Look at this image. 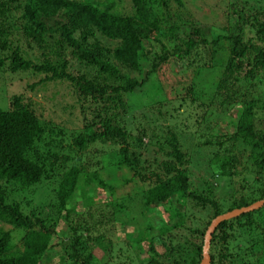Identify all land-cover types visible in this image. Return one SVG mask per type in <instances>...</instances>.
Returning a JSON list of instances; mask_svg holds the SVG:
<instances>
[{
	"label": "trees",
	"instance_id": "trees-1",
	"mask_svg": "<svg viewBox=\"0 0 264 264\" xmlns=\"http://www.w3.org/2000/svg\"><path fill=\"white\" fill-rule=\"evenodd\" d=\"M258 3L249 19L245 9L230 3L220 12L221 20L211 0H0V72L29 70L43 74L36 83L67 82L79 105L76 125L75 117L61 118L72 114V103L56 102L45 117L19 95L0 108V264H42L55 247L64 264H106L92 246L105 242L111 247L110 217L97 195L109 196L113 187L98 171H88L89 162H81L95 142L110 145L105 165L112 172H129L125 185L145 184L141 215L151 208L164 212L163 203L169 207L170 220L137 230L126 244V261L117 264H198L210 220L264 196V129L255 124L264 98L250 92L252 81L264 77V4ZM163 66H178L180 74L207 72L209 106L216 101L237 107L227 118L231 134L199 144L213 149L206 163L214 185L204 179L200 188L191 187L188 156L174 129L157 126L147 133L131 127L136 107L171 101L158 81ZM175 91L169 95L181 102L196 99L191 85L180 84ZM165 113L157 108L158 115ZM246 175L252 179L245 187ZM50 180L56 187L46 209L18 196ZM215 180L235 189L225 210L213 195ZM75 191H80V211L71 204ZM172 198L176 205H169ZM103 205L112 212L124 208L116 202ZM187 218L188 236L181 240L173 232ZM60 220L65 231L58 233ZM141 241L146 242V261L135 248ZM207 253L209 264H264V204L219 222Z\"/></svg>",
	"mask_w": 264,
	"mask_h": 264
},
{
	"label": "rangeland",
	"instance_id": "rangeland-1",
	"mask_svg": "<svg viewBox=\"0 0 264 264\" xmlns=\"http://www.w3.org/2000/svg\"><path fill=\"white\" fill-rule=\"evenodd\" d=\"M216 11H218L219 18L223 20L222 13L224 7L232 3V8H243L244 16H248L253 12V9L257 8L258 2L264 4L263 0H211ZM16 14L14 15V17ZM235 16H231L230 20H234ZM16 20V19H15ZM17 21V20H16ZM19 21V20H18ZM219 19H215L214 23L216 26L219 24ZM221 23V22H220ZM18 25V23H16ZM14 33V31H12ZM32 52V51H31ZM36 53V52H33ZM217 70L213 73V77H217ZM178 71V66H163L158 72V81L162 86V93L167 98L171 99L167 104L149 103L148 105H141L136 107L132 111L131 117V127L144 130L149 133L150 129L154 132L157 130V126L168 125L169 128L174 129L179 137L182 149L186 152L188 156V169L191 174V187L197 189L203 186V180L208 179L214 185V181L209 177L207 173V163L206 156L208 152L213 149H205L199 144L205 139L223 138L224 135L231 134L234 129L231 123L228 122V117H233L237 107L233 104L231 105H218V102H214L212 106H209V100L211 96L210 90L205 86L209 82L210 77L208 73L201 74L199 76L193 75L191 69L186 73L180 74ZM262 76V75H261ZM43 74L33 73L29 70L11 73L8 71L0 72V108L5 109L8 105L9 99L14 95H19L21 101L28 103L35 112V114H42L44 117L48 114L51 116V111L55 108L54 104L56 102H61L63 104L71 105L75 104L77 99L76 93L69 87L67 82L62 84L56 83L54 81H48L45 83H36ZM258 81V78H256ZM261 82L252 81L254 86L250 88V92L255 97L264 98V77L261 78ZM180 84L192 86V89L196 92L195 101L191 102L188 98L181 102L179 96L174 97V95H169V92H176L175 88L178 89ZM260 84V85H259ZM169 91V92H168ZM82 100L81 97H79ZM80 102V101H79ZM233 102H237L235 99ZM53 104V106H51ZM78 104L74 106L71 110V115L68 116L67 113L61 114V118H74L73 124L76 125L79 120L76 118L79 114ZM157 108L161 111L166 109L164 117L157 114ZM54 114V113H53ZM258 116V117H257ZM257 118V119H256ZM255 118V124L261 129H264V111L257 112ZM126 122V121H125ZM65 124V123H64ZM67 126H70L67 123ZM72 126V125H71ZM146 136L143 137L142 142H146ZM102 148L104 151L100 154L98 151ZM97 149V150H96ZM236 149V148H235ZM247 150V149H245ZM110 152V145L103 144L100 146L98 142H95L92 147H89L85 158L81 162H89L87 169L88 171L96 170L98 171L99 177L103 179L106 183L113 187V192L109 196H105L101 191L98 193V203L102 211L106 216L110 217V229L108 225L105 224L108 230V236L111 238V247L106 248L105 242L99 243V245L92 246V252L96 258L101 260H106V264H117L122 261H126L123 257L124 254L130 252L129 247L126 245L132 236H135L136 231L143 228L146 223L150 226L156 227L158 224L170 220L167 218L166 210L169 209L167 204L163 203L165 211L160 212L159 210L150 209L141 215V193L140 190L144 188L145 184L133 183L125 185L123 179L129 177V172L124 169L115 170L112 172L113 167L106 166L105 164L109 162L110 158L106 155ZM103 166H105L103 168ZM247 182L243 185L246 187L251 182V177L246 175ZM54 180H50L49 183H40L42 186L30 187L27 190L18 193L20 198H26L28 204L42 206L46 209V205L49 203L51 197L52 188L56 187ZM216 187L213 188V195L218 198L221 203L222 209L225 210L226 199L235 189L227 186L223 180H215ZM45 184V185H44ZM48 187V189H45ZM50 187V188H49ZM238 187V184L235 185ZM49 189L50 196H49ZM224 193V196H223ZM80 191H75L74 196L71 200V204L80 211L81 207ZM175 198H172L168 203L174 204ZM105 202H116L124 206L120 211L112 212L109 206H104ZM187 205L189 201L186 202ZM176 205V203L174 204ZM168 207V208H167ZM163 210V208H159ZM49 211V208H47ZM194 215L197 212L191 209ZM104 214V216H105ZM102 216V221L106 223L105 217ZM190 218L185 219L184 223L178 229H174L173 234L181 236H188V227L190 225ZM3 226V224L1 225ZM4 228H6L4 226ZM56 232L60 233L65 231V224L62 220L57 223L55 228ZM104 231V230H103ZM150 231H154L153 228ZM95 235V232H94ZM130 236L125 237L124 236ZM132 235V236H131ZM179 237V236H178ZM127 240V241H126ZM138 255L142 260H147L146 242L141 241L140 244L135 246ZM154 249L158 254L162 251L161 246L154 243ZM58 249L55 247L51 254L52 258L42 262V264H64L63 256ZM105 262V261H101Z\"/></svg>",
	"mask_w": 264,
	"mask_h": 264
},
{
	"label": "water",
	"instance_id": "water-1",
	"mask_svg": "<svg viewBox=\"0 0 264 264\" xmlns=\"http://www.w3.org/2000/svg\"><path fill=\"white\" fill-rule=\"evenodd\" d=\"M264 204V196L260 200H257L247 206H243L240 208H235L230 211L224 212L222 214L216 215L214 218H212L207 226V228L204 231L203 240H202V246H201V259L198 262V264H209V256L207 253L210 235L215 228V226L226 219H229L231 217L237 216L241 213H245L248 211H252L254 209L259 208Z\"/></svg>",
	"mask_w": 264,
	"mask_h": 264
}]
</instances>
